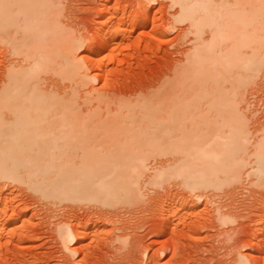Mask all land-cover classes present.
<instances>
[{"label":"bare ground","instance_id":"bare-ground-1","mask_svg":"<svg viewBox=\"0 0 264 264\" xmlns=\"http://www.w3.org/2000/svg\"><path fill=\"white\" fill-rule=\"evenodd\" d=\"M61 1L0 0V44L13 58L0 81L1 179L25 185L39 202L110 208L140 205L145 183L158 186L171 178L183 179L191 191L245 179L264 185V124L252 132L250 112L241 108L264 72V0H171L179 7L176 23H190L186 31L194 35L185 62L155 91L134 99L90 90L83 100L85 64L97 71L102 62L95 47L96 58L79 61L83 45L63 27ZM113 21L94 44L106 53L115 44L104 39ZM47 76L68 84L59 90ZM160 157H167L165 165L147 179ZM3 210L0 242L12 220ZM218 219L230 221L222 214ZM76 228H58L73 256L86 252L89 235ZM241 258L239 264H246Z\"/></svg>","mask_w":264,"mask_h":264},{"label":"rangeland","instance_id":"rangeland-1","mask_svg":"<svg viewBox=\"0 0 264 264\" xmlns=\"http://www.w3.org/2000/svg\"><path fill=\"white\" fill-rule=\"evenodd\" d=\"M60 3L57 12L63 27L79 38L80 47L83 45L77 52L79 61L84 64L96 58L95 47L102 62L97 71L88 70L85 64L84 81L88 85L78 86L82 93L77 88L82 100L90 90L93 95L108 91L121 99L156 90L159 83L170 79L174 68L185 62L193 46L194 35L186 31L190 23H176L179 7L171 0ZM110 11L113 13L108 16ZM109 19L116 26L104 33V39L115 44L109 43L112 47L106 53L94 44ZM114 36H119L116 42ZM1 47L5 46L0 44V81L4 67L13 59L5 52L7 48ZM48 78L59 82L58 89L68 84L63 85L56 76ZM247 91V101L241 108L250 112L249 125L255 132L264 124V72ZM91 104L89 108L95 105ZM164 159L149 163L152 171L147 179L157 167L165 165ZM252 180L199 191H191L181 178L168 179L158 186L144 182L143 203L110 208L86 202L40 203L41 199L25 185L0 177V209H7L5 218L12 217L0 242V264H239L241 257L246 264H264V185L255 186ZM220 214L231 222H221ZM63 225L77 227L82 236L89 234L85 237V253L76 244L73 248L79 253L74 256L63 248L58 230Z\"/></svg>","mask_w":264,"mask_h":264}]
</instances>
